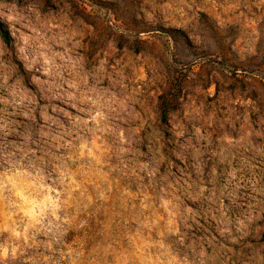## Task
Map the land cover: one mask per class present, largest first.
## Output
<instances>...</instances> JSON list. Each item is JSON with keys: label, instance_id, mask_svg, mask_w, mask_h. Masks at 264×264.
Here are the masks:
<instances>
[{"label": "rangeland", "instance_id": "obj_1", "mask_svg": "<svg viewBox=\"0 0 264 264\" xmlns=\"http://www.w3.org/2000/svg\"><path fill=\"white\" fill-rule=\"evenodd\" d=\"M0 5V41L16 53L0 68V94L16 85L35 99L29 116L3 115L0 264H192L201 248L230 250L229 264L253 249L264 256V0ZM185 46L191 56L178 55ZM88 97L115 98L120 113L98 138L80 124ZM80 137L94 143L83 148ZM241 216L247 235L233 231V243L223 218Z\"/></svg>", "mask_w": 264, "mask_h": 264}, {"label": "clouds", "instance_id": "obj_2", "mask_svg": "<svg viewBox=\"0 0 264 264\" xmlns=\"http://www.w3.org/2000/svg\"><path fill=\"white\" fill-rule=\"evenodd\" d=\"M5 6L0 5V8H3ZM12 9H15V5H12ZM0 14H3L0 12ZM9 19L16 21L17 23H21V21H24V17H20L17 19L16 16H9ZM21 27H29L32 30H35V26L32 24L31 20H28L26 23H21ZM24 48L26 49H31L33 45L29 42L28 38L24 39ZM16 53L14 51H11L7 48L6 45L2 41H0V68L4 67V61L5 58H11L15 56ZM20 55L24 56V59L29 61L31 63V58L29 56L24 55V51L21 50ZM178 55H184V56H191V50L187 49V47H184V50L182 53H178ZM169 60H171V57H169ZM187 62V61H186ZM44 64L45 65H52L53 67H46L44 69L45 75H52L54 72V60L45 58L44 59ZM55 75L59 76L60 73L58 71L55 72ZM6 83V81H5ZM3 92V89L0 88V93ZM69 99L74 100L75 97L72 96L71 94L69 95ZM86 103H89L91 105V108L87 109L88 115L90 117L89 120H82L80 121V124L83 126L84 131H90L92 133V136L94 138L96 137V133L98 132H105V131H110L108 128V121L109 119L115 120L120 118V113L117 110V108L112 107V104L117 103L115 101V98H112L111 102H106L104 105L100 104V102L97 99H92L91 97H88ZM35 104V99H26L25 96L19 95L17 91V86L13 85L7 90V95L0 94V105H3V108H0V130H3L4 127L7 125L3 122V115L7 112L8 108H12L17 111V114H23L25 116H29L31 112V105ZM20 109H28L27 111L21 112ZM120 109L125 110L126 105L120 104ZM85 109H81V111H84ZM107 110V111H106ZM115 113V115H113ZM89 123H92L95 125L94 128L89 129L88 125ZM197 132H199V129H197ZM203 138V137H202ZM82 143L81 147L83 148H88L90 143H94V139L92 141H89L87 139H84V137H80ZM117 140L118 142L122 145L125 142L124 135L122 132H119L117 130ZM133 155L138 156V152H134ZM247 163V162H245ZM137 166L143 170L147 171L149 178L151 179L156 175L155 169L149 170L148 165H139ZM255 165H250L248 170L253 171L255 169ZM244 169L241 168L240 172L243 173ZM264 171V170H261ZM230 175V180L229 184L232 185L233 182L235 181V184L233 185V198H234V192L238 191L239 188L241 187V182L237 180V176L235 172L229 173ZM249 184L253 185L252 190L254 192L257 191L255 185V176H253V179L248 182ZM247 186V185H246ZM54 191V189H53ZM206 191L204 187H200V194L203 195V192ZM261 195H264V192L259 193ZM45 200L50 202V206L53 211V215L55 214V201H52V198L50 196H46ZM165 209L172 207L175 208V205L171 200H168L165 202L163 205ZM223 211V208L221 209ZM43 211V207L41 208V212ZM224 220V225H223V233L227 235L229 239L232 240L233 243H237V239L233 236V231L236 233L241 234L242 236L247 235V227L248 224L246 223L247 217H237L234 222L229 221L226 217L223 218ZM39 223V221H37ZM17 236H20L21 233L17 232ZM230 250H222L223 255L216 254V255H209L206 253L203 248H201L200 252L196 254V258L192 261V264H229V260L231 259L228 255L227 252ZM8 252L7 248H2L0 247V256L6 255ZM167 264H189L187 260L184 261H179L175 256H173L171 259L167 260ZM232 264H264V256H261L259 254V251L256 249H253L250 253L245 254L243 256H237L236 260L232 262Z\"/></svg>", "mask_w": 264, "mask_h": 264}, {"label": "trees", "instance_id": "obj_3", "mask_svg": "<svg viewBox=\"0 0 264 264\" xmlns=\"http://www.w3.org/2000/svg\"><path fill=\"white\" fill-rule=\"evenodd\" d=\"M3 37L5 38V40L8 39V33L3 31Z\"/></svg>", "mask_w": 264, "mask_h": 264}]
</instances>
